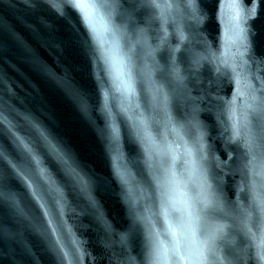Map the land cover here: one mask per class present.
<instances>
[{
    "label": "water",
    "instance_id": "95a60500",
    "mask_svg": "<svg viewBox=\"0 0 264 264\" xmlns=\"http://www.w3.org/2000/svg\"><path fill=\"white\" fill-rule=\"evenodd\" d=\"M58 2L0 0V264H264V0Z\"/></svg>",
    "mask_w": 264,
    "mask_h": 264
},
{
    "label": "snow or ice",
    "instance_id": "6c2138e0",
    "mask_svg": "<svg viewBox=\"0 0 264 264\" xmlns=\"http://www.w3.org/2000/svg\"><path fill=\"white\" fill-rule=\"evenodd\" d=\"M94 0H62V3L76 12L77 16L79 17L81 24L84 26L87 36H88V42H91L92 40V34H93V28L89 22L88 13L85 11V8L87 6H90ZM51 6L53 8H56L58 12L63 14L61 9V4L58 2V0H50ZM193 3V0H187V5L191 6ZM154 7H159L158 4H153ZM112 29L113 34L116 37L117 40L123 39L128 34V25L127 24H116L112 23ZM139 46L142 50H145V55H147L149 58L152 57V52L150 51L151 46L148 45L147 40L145 38V35L142 30L134 29L132 32V38L128 40V50H127V56L129 59V62H132V56L135 53V50ZM237 82H239V78L237 77ZM253 101H255V97H253ZM232 102H230L231 105ZM247 108L255 110L254 104H248ZM230 111H232V108L230 106ZM105 111L109 112V109L107 105H105ZM247 115V114H245ZM4 118H0V123H4ZM141 125H143V122L141 121ZM234 136L239 135V131L236 130V126L234 125ZM11 131V129H9ZM12 135L15 137V143L18 145L19 148L23 150V152L33 161V163H37L38 160V154L36 153V150L33 146H31L29 143L25 142V139L23 137H20L16 135L15 133H12ZM41 138L44 140L45 143H48L47 137L44 135L43 132L40 133ZM202 140V137H198L197 144L198 146L194 145L193 151L195 153L199 154V159H194L190 161V164L193 166H199L201 161L203 160V144L200 142ZM48 146L50 149L54 151V148L50 143H48ZM249 149L251 150V146L249 143ZM193 153L190 152L189 155L191 156ZM0 161H5L8 163L9 167L12 168L14 171H16L17 175H21L20 171L18 170V165L13 163L12 160L8 158V155L6 152L0 150ZM37 167H39L37 163ZM29 188H31V185H28ZM35 195V193H33ZM210 194H201V200L204 203L205 207L209 206L212 201L209 198ZM165 207L164 202L162 201V208ZM222 230V229H221ZM214 238V237H213ZM210 242V241H209ZM160 251L159 249H153L152 257L153 259H159L160 258Z\"/></svg>",
    "mask_w": 264,
    "mask_h": 264
}]
</instances>
